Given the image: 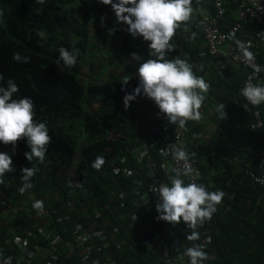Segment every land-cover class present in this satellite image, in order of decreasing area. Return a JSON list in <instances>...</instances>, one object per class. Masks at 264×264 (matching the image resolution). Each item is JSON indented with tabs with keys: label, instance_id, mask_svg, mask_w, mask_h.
Listing matches in <instances>:
<instances>
[{
	"label": "trees",
	"instance_id": "16d2710c",
	"mask_svg": "<svg viewBox=\"0 0 264 264\" xmlns=\"http://www.w3.org/2000/svg\"><path fill=\"white\" fill-rule=\"evenodd\" d=\"M208 3L191 0L193 12L175 30L171 51L165 56L187 58L194 73L209 84L201 109L204 113L215 110L210 115L211 126L204 141L192 138L191 143L187 142L198 159L201 173L197 183L204 184L209 191L219 189L225 193L211 219L197 229V241L187 240L192 229L182 221L171 228L146 221L132 225V213H139L143 219L156 213L151 200L134 207L146 190L145 168L130 160V177L123 179L113 174V165L121 167V156L141 143L136 137L138 132L149 130L145 133L157 136L158 129H149L150 125L157 124V117L167 119L144 95H137L124 108L122 97L131 93L139 80L138 67L124 58L130 59L133 52L140 56L149 42L139 39V35L129 40L132 35L126 32L127 25L117 22L110 5L98 0H0V73L5 80L11 77L18 85L17 98L27 96L33 100L34 119L46 123L51 137L43 163L26 160L24 153L29 149L24 139L16 142L14 154L11 143L0 144V151L10 153L13 165V170L5 173L0 182V198L12 199L16 206L24 200L22 210L28 212L24 213L28 221L41 209L55 208L71 222L64 225L66 230L76 223L103 229L106 238L96 254L100 264H160L161 256L154 246L144 248L142 244L157 236L178 243V250L169 251L167 264H187V257L181 254L193 243L202 245L209 253L210 261L206 264H264V202L257 186L244 174L245 166L248 164L254 170L264 153V131L250 129V108L239 92L247 70L226 67L222 71L230 82L226 83L218 75L216 60L200 57L203 38L191 30L203 6L213 12ZM234 10L232 0H228L222 28L229 27ZM256 30L255 21L248 17L232 44L242 48L247 39L255 42L259 65L264 68V15L262 34L255 37ZM41 32L43 37L38 35ZM91 44L95 53L99 52L94 57L96 62L87 60ZM61 46L78 50V63L73 67L57 65ZM14 52L27 56L28 63L14 61ZM149 52L145 59L151 58ZM260 74L264 81V71ZM220 103L225 104V118L216 111ZM191 123L190 120L184 126L186 133L191 130ZM194 136L188 139L191 141ZM141 139L145 140V135ZM158 139L159 136L149 147L156 162L163 146ZM97 157L103 158L99 169L93 167ZM240 158L243 162L232 173L230 161ZM216 163L221 173L216 171L208 176V167L212 169ZM24 167L37 171L31 178V189L20 193L17 189ZM37 200L42 202L41 209L32 207ZM4 221L0 222V231ZM49 227L58 230L61 225L50 221ZM65 236L72 242L70 234ZM206 237L209 244L203 243ZM77 248L78 245L74 251L59 255L58 264H78L83 247Z\"/></svg>",
	"mask_w": 264,
	"mask_h": 264
},
{
	"label": "clouds",
	"instance_id": "9594fccd",
	"mask_svg": "<svg viewBox=\"0 0 264 264\" xmlns=\"http://www.w3.org/2000/svg\"><path fill=\"white\" fill-rule=\"evenodd\" d=\"M201 1L202 0H197V2ZM208 1L210 4H212L213 12L211 13L207 6H203L200 11L204 8L208 11L209 14H215L213 0ZM227 1L228 0L224 1L225 13L227 8ZM239 1L240 0H232L235 10L236 5ZM38 2L43 3V0H38ZM98 2L103 5H110L111 10L115 15L116 21L122 22L127 25L126 31H128L130 35H132L133 37L139 35L143 38V40L149 42V57L151 58H147L146 60L140 62L141 58L136 53L133 52L130 54L133 60L139 62V67L137 68L139 80L137 86L132 90L131 93H125V95L122 97V101L124 108L127 109L129 106V102L135 100L137 95H144L147 98L151 99L158 107L159 112L164 114L168 121L157 117V124L150 125L149 129H152L153 126H156L159 133L161 129V123L163 121L171 124L172 131H174L175 127L179 128L184 138L185 151L183 149H177L174 153L173 158L178 161H184L188 158V154L186 153V151H188L193 154V156L197 160L195 167L196 171L198 172L196 176V182H186V180L184 178H181L179 174L169 177V183L158 185L156 190L158 192L159 200L155 205L158 219L172 223L173 225L181 221L184 222L187 228L192 229V231L186 237L187 240L193 242L197 241L200 235L197 229L206 221L211 219L212 215L216 212L217 205L221 202L225 193L219 189L209 191L206 189L204 184L197 183L201 173L198 167V159L194 152L188 147L187 142L189 140L184 127L190 120L198 121L201 119V112L199 111V109L206 99V93L209 89V84L202 76H198L194 73L193 65L187 60V58H165L166 53L171 51L172 45L170 41L175 33V30L180 26L182 22L188 21L193 12V9L191 7V0H98ZM235 10L233 13V21L226 29L222 28L221 25V20L224 18L225 13L223 14L221 19L219 20V28L221 31H228L229 28H232L234 24L238 22ZM200 11L198 13L199 19L193 25L191 31L197 32L201 36V33L195 28L200 20ZM253 20L255 21L257 28L255 32V37H257L262 34V32L260 31V25L263 22V18L261 22H257L255 19ZM239 23L240 27L238 28L235 37L237 36L238 32L241 31V29L243 31L244 22ZM38 35L43 37L44 33L41 32ZM248 41H251L250 43L253 44V47L246 50L245 45H247L246 43ZM232 42L224 47L234 46ZM242 45V48H236V46H234V48L237 51L246 52V55H249V57H254L256 59L257 65L254 66L255 71L259 72V75L261 76L260 71H264V68H261L259 65L257 53L255 51V42L247 39L244 44L242 42ZM78 55V50H70L61 46L58 49L57 65L62 64L65 68H71L76 63H78ZM206 56L216 60L219 73L221 72V74L218 73V75L220 79L224 80L226 83L229 82V79H227L222 73V71L226 67L231 66L235 68H245L247 70V73L239 90L241 98L249 106L250 114L251 110L253 109L252 107L254 106H257L258 109L262 108L263 111H260L264 112V81H262V84L247 83L246 80L251 74V69L249 67H247L243 63H226L220 57L209 55L207 53V49L203 40V48L200 53V57L203 58ZM12 59L17 63L25 64L28 63L29 60L27 56H21L16 52L12 54ZM222 65L224 66V69L220 70V67ZM261 78L263 80L262 76ZM127 80L128 78L125 79L124 83H127ZM244 82L246 83L244 84ZM18 93L19 88L15 81L11 77L5 80L4 74L0 73V144L7 145L11 143L13 146L12 154H14L16 142L20 139H24L29 149V151H26L24 153L26 160H28L29 162L36 160L39 163H43L46 157L47 145L51 140L49 129L44 121L34 119L35 112L33 110V100L27 96L17 98ZM243 97L249 104L243 99ZM250 104L253 106H251ZM213 105L215 104H211L212 107ZM224 107L225 104L223 103H220L216 106V111L221 118H225ZM212 111H215L214 108L211 109V112ZM211 112H205V114L211 115ZM251 121L249 124L250 129L252 124ZM145 132H138V137L141 138L143 135H145L146 138L147 136H152L154 141L153 144H155L157 136H159L158 141L163 144L161 149L166 148L170 143V141L164 142L160 133L159 135L157 134V136H154L148 135ZM124 155H126V152L122 156ZM263 155L264 153L261 156ZM159 156L160 157L158 162H156L152 158V156L151 158L158 164H164L165 162L169 161L170 155H161L159 153ZM145 163H147V161H144L140 164H143L145 168ZM102 164L103 158L97 157L93 162V167L99 169ZM128 165L129 162L126 164L127 168L129 169ZM247 168L253 170L247 164L244 169V174ZM12 170L13 165L10 153L8 151H0V182H2L5 178V173L11 172ZM36 171L37 169L34 167H24L21 169V185L17 189L18 192L24 193L26 190L31 189V178L34 176ZM245 176L247 175L245 174ZM53 191L56 193L57 188H54ZM68 193L71 192L69 191ZM9 201H11V207L18 209L19 214L22 216V219L26 220L24 213H28L27 211L22 210V206L26 205V203H24V200L16 206L14 205L15 203L12 199L6 197L2 199L0 198V218L2 220H5V223L3 222L1 224L4 228L0 231L1 241L3 240V236L10 229H13L14 223L16 222V218L9 215L8 209L4 206V204H8ZM68 202L69 200L67 201V203ZM138 205L139 203L137 202L136 206L134 205V207H137ZM32 207L35 209H41L42 202L37 200L33 203ZM53 209L57 210L55 208H49L41 209L39 211L45 210L49 212ZM36 213L34 214V217ZM133 214H138L140 216V214L137 212L132 213L131 216ZM152 216L145 219L140 216L142 219L141 222L146 221L152 223ZM34 217L32 215L31 219L29 221H26L32 222ZM2 220H0V222ZM46 220L48 223H50V221L54 222L53 218L50 216H47ZM132 225H138V223H135L132 220ZM52 230L56 233L60 229ZM206 239H209V237L204 238L203 243L209 244L210 239L208 242H205ZM154 240H147L150 242V246L143 247L149 248L154 246L155 251V247L158 241L162 240L170 249V251L173 252L175 248L178 250L177 241L173 240L171 242H166L159 236L155 237ZM1 245L2 242L0 246ZM157 253L161 256V260H159V263L162 264L163 253L162 251H158ZM0 256H3V253H0ZM181 256L187 257V264H206L208 260L210 261L209 253L204 250L202 245L197 243H193L191 246L186 247ZM93 257L98 256L95 254ZM98 259L100 258L98 257Z\"/></svg>",
	"mask_w": 264,
	"mask_h": 264
},
{
	"label": "built area",
	"instance_id": "2783aa9c",
	"mask_svg": "<svg viewBox=\"0 0 264 264\" xmlns=\"http://www.w3.org/2000/svg\"><path fill=\"white\" fill-rule=\"evenodd\" d=\"M225 0H213L215 14H209L206 9L200 11V20L195 27L204 40L207 53L214 57L222 58L226 63L240 64L243 63L251 69V74L248 76L246 82L252 84H262V78L259 72L255 71L257 65L254 57H249L246 52L237 51L234 46H228L233 41L240 27L239 22H244L248 17L261 22L264 15V0H240L236 5V17L238 22L234 24L228 31H221L219 28V20L225 13ZM258 35V34H257ZM248 41L245 45L246 50L253 47V44ZM224 66L220 67L223 70ZM221 74V72L219 73ZM244 82V84L246 83ZM245 100V98L243 97ZM246 101V100H245ZM247 102V101H246ZM248 103V102H247ZM249 104V103H248ZM251 105V104H250ZM253 106V105H251ZM252 124L251 129L264 131V112H261L257 106L252 107ZM159 133L164 142L170 141L166 148L160 150V154L170 155L169 161L164 164H158L152 160L149 154V147L154 143L152 136H147L145 140L137 137L141 143L134 147L131 153L126 151V155L120 159L121 167L113 165L112 172L114 175H121L124 179L130 177V170L126 164L130 158L136 164L145 163V184L146 190L138 197L139 204L152 201L155 206L159 200L157 187L159 184L169 183V177L179 174L186 182H196L197 160L190 152L186 151L188 158L184 161H178L173 158L177 149L185 151L184 138L179 128H174L172 131L171 124L163 121ZM255 171V172H254ZM254 171L247 168L245 174L254 182L260 190L261 199L264 201V155L259 159ZM122 195H120V198ZM10 204V205H9ZM8 209V214L16 218L13 229H10L2 240L0 246V264H58L59 255L68 254L74 251L78 245L83 247L82 255L80 256L78 264H100L98 257H93L101 251L100 243L103 244L105 240V232L103 229H95L92 227H85L82 224H71L69 228H65V224L71 223L64 215H59L57 210L49 212L42 210L36 213L32 222H27L22 219L18 209L11 207V201L4 204ZM50 216L54 223L61 225V228L56 233L49 228V223L46 218ZM131 219L135 223L142 221L138 214H133ZM151 221L155 225L170 228L173 224L157 218V212L151 217ZM28 223V224H27ZM47 223V225H46ZM65 233L70 234L72 242H68ZM206 239L205 242H208ZM75 244H77L75 246ZM144 247L150 246V242L145 240L142 242ZM155 251L163 253L162 264L170 262V249L166 244L159 240ZM91 260V263L89 262Z\"/></svg>",
	"mask_w": 264,
	"mask_h": 264
},
{
	"label": "crops",
	"instance_id": "0c3cea01",
	"mask_svg": "<svg viewBox=\"0 0 264 264\" xmlns=\"http://www.w3.org/2000/svg\"><path fill=\"white\" fill-rule=\"evenodd\" d=\"M199 111L201 112V119L198 121H192L191 123V130L187 133V136H194V137H190L191 141L189 140L188 142H192L195 138L196 140H200L202 139L204 141V136L207 133V130L210 128L211 124H209L211 116L210 115H206L203 110L200 108ZM214 111L211 112V114H213ZM206 128H204V127ZM197 130H199L200 132H198ZM237 158V157H236ZM243 162V159L240 158L239 160L234 159L233 161H230L231 163V171L232 173L237 172L239 165ZM209 169L207 170L206 174H208V176L212 175L213 173H215L216 171L218 173L220 172L221 167L219 166V164H214V167L211 169V167H208Z\"/></svg>",
	"mask_w": 264,
	"mask_h": 264
},
{
	"label": "rangeland",
	"instance_id": "374dc122",
	"mask_svg": "<svg viewBox=\"0 0 264 264\" xmlns=\"http://www.w3.org/2000/svg\"><path fill=\"white\" fill-rule=\"evenodd\" d=\"M126 32H128V31H126ZM114 37L116 38V36H113L112 38L114 39ZM133 36H130L129 37V40L132 38ZM141 38V36H139V39ZM143 48H145V50H142V52L144 53V54H142V52H141V55L139 56L140 58H141V61L140 62H142L143 60H146L145 59V54H147L149 51H148V47H147V45H144V47ZM99 54V52H97V53H95V48H94V45L93 44H91V45H89V51H88V53H87V60H96V61H98L97 60V58H94V57H96L95 55H98ZM101 56V55H100ZM93 58V59H92ZM124 59H127V61H128V63L129 64H131L132 66H134V67H139V62H137L136 60H133V59H129V57H126V58H124ZM95 61V62H96ZM94 70V69H93ZM87 72H91L90 70H88Z\"/></svg>",
	"mask_w": 264,
	"mask_h": 264
}]
</instances>
